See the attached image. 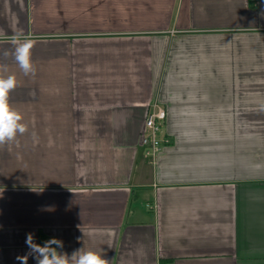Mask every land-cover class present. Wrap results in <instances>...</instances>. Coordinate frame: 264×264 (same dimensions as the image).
Wrapping results in <instances>:
<instances>
[{"label": "crops", "instance_id": "1", "mask_svg": "<svg viewBox=\"0 0 264 264\" xmlns=\"http://www.w3.org/2000/svg\"><path fill=\"white\" fill-rule=\"evenodd\" d=\"M262 12L264 0H0V52L23 32L36 67L5 61L28 131L0 147V264H20L30 232L109 264H264Z\"/></svg>", "mask_w": 264, "mask_h": 264}, {"label": "clouds", "instance_id": "2", "mask_svg": "<svg viewBox=\"0 0 264 264\" xmlns=\"http://www.w3.org/2000/svg\"><path fill=\"white\" fill-rule=\"evenodd\" d=\"M261 15L264 16V12ZM9 40L12 52L10 53L7 49L0 52V147L16 141L18 136H23L28 131L22 114L9 102L10 93L17 87L18 81L14 74L9 73V66L5 61L11 55L25 77L36 75V67L32 60L35 41L23 32L13 33ZM25 243L28 252L16 257L20 264H27L29 257H32L36 264H109V261L100 253L92 250L79 249L69 257L67 253L58 251L64 247V244L62 240L55 237L39 244L35 242L34 234L30 232L26 234Z\"/></svg>", "mask_w": 264, "mask_h": 264}, {"label": "built area", "instance_id": "3", "mask_svg": "<svg viewBox=\"0 0 264 264\" xmlns=\"http://www.w3.org/2000/svg\"><path fill=\"white\" fill-rule=\"evenodd\" d=\"M167 116L166 109L157 107L151 111L145 119V132L143 134V144L147 147L146 155L155 157L162 148V138L159 132Z\"/></svg>", "mask_w": 264, "mask_h": 264}]
</instances>
